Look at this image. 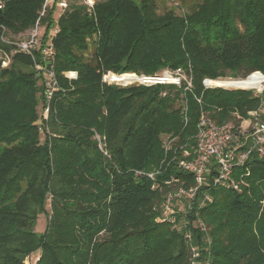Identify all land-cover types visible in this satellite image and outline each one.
Here are the masks:
<instances>
[{
	"label": "trees",
	"instance_id": "1",
	"mask_svg": "<svg viewBox=\"0 0 264 264\" xmlns=\"http://www.w3.org/2000/svg\"><path fill=\"white\" fill-rule=\"evenodd\" d=\"M45 1L0 8V264H264L256 155L235 169L239 190L204 186L163 216L168 191L194 184L179 161L193 154L201 117L239 126L261 104L253 90L203 80L264 73V0H172L161 12L166 0H67L57 20L55 7L41 16ZM38 20L44 40L59 26L62 86L43 124V81L15 45ZM178 68L191 86L103 81ZM76 70V80L63 75Z\"/></svg>",
	"mask_w": 264,
	"mask_h": 264
},
{
	"label": "built area",
	"instance_id": "2",
	"mask_svg": "<svg viewBox=\"0 0 264 264\" xmlns=\"http://www.w3.org/2000/svg\"><path fill=\"white\" fill-rule=\"evenodd\" d=\"M4 0H0V8L4 5ZM88 5L93 6L94 0H87ZM41 16H44L46 11L55 7V20L67 9V0H46ZM2 40L11 42L6 36L7 27L1 26ZM59 33V26L56 25L44 40L45 31L41 27L40 21L36 27L28 34V39L15 42L20 51L25 52L33 60V65L36 72L43 81L44 104L41 112L39 123L42 119L47 120L51 114V104L56 95V92L62 89L60 79L56 73V64L54 63L56 50L54 49L53 38ZM7 65V61L3 62ZM112 72L106 73L103 81L108 83H115ZM65 78L70 81L78 79V71H65L63 73ZM135 75V74H134ZM255 75L262 76L261 81H256L249 84L247 87H236L240 89L253 90L255 95L261 99L260 106L249 112L251 120H245L241 125L235 126L231 122L223 124L218 123L213 118L201 117L197 128V143L194 146L193 154L185 150L183 158L180 159L179 164L187 172L194 176V184L185 185L181 182L176 189L169 190L163 216L164 218L171 217L174 210V202L181 198L193 199L200 192L204 186L219 187L223 189L239 190L242 181L235 178V169L244 166L250 159L256 155L260 160L264 161V73L255 71L246 79H236L233 81H246ZM139 79L142 84H175L180 85L183 81L188 82V87L191 86V81L188 80L182 68H178L174 72L164 71L162 75H140L135 77ZM232 80V79H230ZM218 81L212 78H205L203 85L207 87L222 88ZM225 88V87H224ZM215 167L216 172L211 174V168ZM161 170L144 173L138 171L139 174H145L149 178L155 179V175ZM179 182L177 179H172L169 183ZM159 185L155 182L153 188Z\"/></svg>",
	"mask_w": 264,
	"mask_h": 264
},
{
	"label": "bare ground",
	"instance_id": "3",
	"mask_svg": "<svg viewBox=\"0 0 264 264\" xmlns=\"http://www.w3.org/2000/svg\"><path fill=\"white\" fill-rule=\"evenodd\" d=\"M114 80L118 83H130L131 81H133L135 79L133 74H120L116 75L113 74ZM221 81H218V84L222 87H232V88H236V87H247L249 84L256 82V81H261L262 80V76L260 75H255L253 77H251L249 80L246 81H233L230 79H220Z\"/></svg>",
	"mask_w": 264,
	"mask_h": 264
},
{
	"label": "rangeland",
	"instance_id": "4",
	"mask_svg": "<svg viewBox=\"0 0 264 264\" xmlns=\"http://www.w3.org/2000/svg\"><path fill=\"white\" fill-rule=\"evenodd\" d=\"M179 3L178 2H174V1H172V0H166L163 4H162V7H161V9H160V12L161 11H163L164 9H168V8H171V7H175L176 5H178ZM179 10H181V9H178V11ZM91 53H92V50L87 54L88 56H90L91 55ZM129 74V73H128ZM136 76H140V75H138V74H136V73H134ZM133 74V75H134ZM120 76V75H119ZM141 83L140 82V80L139 79H134L133 81H131L130 83H118V82H115L116 84H118V85H120V84H122V85H130V84H135V83ZM142 84V83H141ZM224 87V86H223ZM225 88H231V89H236V88H232V87H225ZM165 144L166 145H168V146H170V142H169V140H168V138L167 137H165ZM182 206V205H181ZM184 208V207H183ZM47 220V217L44 215V214H42V215H40V217H39V219H38V230L39 231H43L45 228H46V221ZM38 257V255L37 254H35V256L32 258V259H28L27 261H28V263H32V262H35Z\"/></svg>",
	"mask_w": 264,
	"mask_h": 264
},
{
	"label": "water",
	"instance_id": "5",
	"mask_svg": "<svg viewBox=\"0 0 264 264\" xmlns=\"http://www.w3.org/2000/svg\"><path fill=\"white\" fill-rule=\"evenodd\" d=\"M127 74V73H126ZM134 77H137L136 75H134Z\"/></svg>",
	"mask_w": 264,
	"mask_h": 264
}]
</instances>
